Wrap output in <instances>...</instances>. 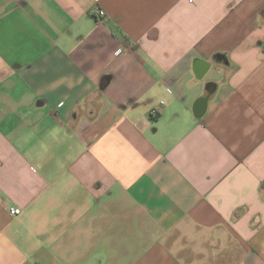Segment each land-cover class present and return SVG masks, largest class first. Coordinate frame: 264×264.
I'll use <instances>...</instances> for the list:
<instances>
[{"label":"crops","instance_id":"obj_1","mask_svg":"<svg viewBox=\"0 0 264 264\" xmlns=\"http://www.w3.org/2000/svg\"><path fill=\"white\" fill-rule=\"evenodd\" d=\"M0 264H264V0H0Z\"/></svg>","mask_w":264,"mask_h":264},{"label":"built area","instance_id":"obj_2","mask_svg":"<svg viewBox=\"0 0 264 264\" xmlns=\"http://www.w3.org/2000/svg\"><path fill=\"white\" fill-rule=\"evenodd\" d=\"M95 13H96V16H97L98 19H103V18H105V16H106V13H105L104 11H102V10H96ZM153 114H154V116H155L156 114H158V112H157V111H154ZM10 214H11L12 216H18V215L21 214V210L18 209V208H12V209L10 210Z\"/></svg>","mask_w":264,"mask_h":264}]
</instances>
